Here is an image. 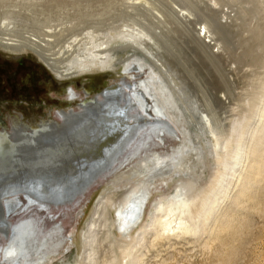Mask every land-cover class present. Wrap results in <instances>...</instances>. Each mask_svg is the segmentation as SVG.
Instances as JSON below:
<instances>
[{
  "label": "rangeland",
  "instance_id": "rangeland-1",
  "mask_svg": "<svg viewBox=\"0 0 264 264\" xmlns=\"http://www.w3.org/2000/svg\"><path fill=\"white\" fill-rule=\"evenodd\" d=\"M115 1L114 8L111 10L112 16L117 15L115 26H119L121 30L129 29L130 26L124 25H134L133 20H128V18L125 20L121 15L116 14V10L128 2L142 3V0ZM180 1V6L172 0H164V3H168L178 12L181 10L193 11L194 16H197H195L196 21L193 25L195 29H199L201 25L205 24L200 22L204 21L205 12L208 11L211 18L215 22L217 21L214 26L218 29L213 27V37L218 41H223L222 48L224 49L219 55H211L196 48L191 41L193 40L191 36L189 40L185 36V30L182 29L183 33L172 23L174 16L166 11L165 6L162 9H160V5H154V8L153 5L140 8L143 15L135 16L137 23L140 20L150 25L152 29L156 28L152 24L157 22L155 16H160L159 10L163 13L165 20L171 22L169 25L167 24L171 31L164 28V38H161L163 43L161 40L160 43L155 40L151 46L154 52L161 55L159 58L165 59L166 68H163L160 62L158 64L161 70L154 66L159 77L150 75L149 71L145 69L136 73L137 79L132 78L136 83H134L133 92L141 107H143L142 104H149L148 112L153 109L152 111L157 117L167 118L172 122L177 132V142H173V144L165 134H162V137L159 138V147L162 146L161 153H155L147 148L145 154L134 158L135 160L133 159L131 163L128 161L129 165L126 164L123 169L129 168V166L160 168L188 147L200 145V150L196 155H192L190 161L194 167L188 169L187 173L183 168L180 176L175 177L174 182L168 186L163 185L160 192L154 194L148 212L153 211L152 206L156 202L154 200H159L160 197L169 200L178 187H184L190 191L192 198L197 199L201 195L207 194V198L203 202L205 206L202 205L201 209L208 210L210 213L206 217L202 213V216H198L200 219L194 223V230L191 233L180 236L165 235L156 241L153 240V235L156 232L148 234L143 248L137 253V255L143 256V259L139 260L138 258L133 264H264V164L260 163L254 168L248 167L253 160L250 154L251 148L257 143L255 134H262L264 130L262 128L264 122L262 115L264 111V0H192L196 1L194 3L201 4H195L196 9L192 7L194 3H191V0L189 4L188 0ZM184 3L187 5L185 7L187 9L182 8V6H186ZM190 4L192 5L190 6ZM198 6L203 8H198ZM207 8H210L211 11ZM195 11L199 13H195ZM105 17L109 19L110 16ZM88 24H93L97 28L102 27L88 21L86 28L82 25L83 27L78 29L81 35L95 28H91ZM158 25L160 27L161 24ZM104 26L103 30L109 28ZM187 26L191 25L187 24ZM210 29L212 30L211 27ZM196 37L199 38V34ZM134 47L139 46L134 44ZM145 53L148 54V52ZM134 54L143 56L139 50L131 47L117 56L122 60V63L118 64L115 70L77 75L71 79L60 80L33 52H11L0 48V116L3 115L2 111L9 109L27 122L58 119L55 114L56 110L72 108L70 106L75 103L74 101L81 99L77 92L83 91L86 84H94L96 87L94 91L99 92L113 83L115 79L124 80L125 67L133 61L132 55ZM141 74L142 76H140ZM157 85L167 89L168 93L176 95V102L172 100L173 110L170 109L171 106L167 102L170 94H162ZM172 87H175L177 92L169 91ZM59 90H61L60 93ZM85 91L88 89L86 88ZM139 97H143L144 100ZM7 106L8 109H6ZM207 111L214 117V121L215 118L221 120L224 133L222 137L224 136L225 144L232 134L233 124L239 125L237 132H233V138L229 139L228 147L223 149L220 163L217 160V146L213 145L212 126L205 119ZM6 115L4 114L7 124L9 122H7ZM101 118L104 119L103 115L98 119L97 117L93 118L85 128L88 137L91 136L94 140L98 139L102 132L101 129L104 128L98 130L100 128L97 126L98 123L104 122ZM260 120L263 121L262 124L259 123ZM93 122L95 123L93 124ZM14 124H16L15 121ZM25 124L31 125V123ZM42 128H38V135L42 132L47 133L44 130L41 132ZM24 131L26 130L24 129ZM38 135L33 138L36 139ZM219 168L221 169L220 173L217 171ZM109 176L93 180L90 190H86L83 197L81 196L84 202L80 206L85 205L84 210L87 214L83 215V218L79 217L78 225L71 227L68 231L70 235L75 231L74 236L80 243L78 247L79 245L81 247L78 250L75 245L77 240L70 239L65 242L68 244V250L64 254L68 256L66 260H71L72 264H79L78 261L82 256L86 258V264L93 263L89 262L87 257L90 250L87 253L85 246L82 247L85 245L84 233L89 227L92 216L96 214L100 199L108 195V191L113 188L111 184L116 177L109 178L105 183ZM245 184L246 186L243 187ZM137 185L136 181L128 187L120 188L123 193L118 199L117 207L121 204H124L121 209L125 207L124 202L129 196V191L132 188L135 189ZM94 187L98 188L94 189L95 192L91 191V188ZM94 195L96 196L93 199ZM13 199L9 203V208L20 205V200L13 201ZM80 206L74 212L76 217L83 213ZM117 214L115 209L110 212V220L115 224ZM42 216L45 218L44 214ZM149 219L147 222L150 221ZM58 223L60 225L51 222L46 223L45 226L47 229L58 228V231L63 233L64 228H61L63 220ZM104 231L103 227L97 231V239H99L97 264H102L104 254L112 253L111 242L107 240L102 243ZM111 234L113 240L117 239V236L121 237L120 232L115 228H112ZM46 253H41V255ZM59 261L57 260L58 263ZM46 262L47 260H45ZM31 263L35 264L34 261L22 257L20 254L16 264Z\"/></svg>",
  "mask_w": 264,
  "mask_h": 264
},
{
  "label": "bare ground",
  "instance_id": "bare-ground-1",
  "mask_svg": "<svg viewBox=\"0 0 264 264\" xmlns=\"http://www.w3.org/2000/svg\"><path fill=\"white\" fill-rule=\"evenodd\" d=\"M114 1L115 0H0V48L11 52H33L60 80L71 79L77 75L101 73L111 69L115 70L117 65L122 63V60L120 58L118 59L117 56L124 51L131 49V47L135 48L139 50L143 56H140L139 54L132 55L133 61L128 63L125 67L126 70H124V80L115 79L114 83L116 84H110V87H118V83L124 82V85L130 83L132 86L129 85L128 87H125V90H127L128 93H133L132 99H134V101L136 100L135 102H138L133 92L136 83L132 78L137 79L136 73L142 72V70L145 69L149 71L150 75H156L159 77L154 66L159 68L158 63L160 62L162 67L166 68L167 62L164 61L165 59L162 60L159 58L161 55H158L156 51L154 52L151 46L154 44L155 40L157 43H160V40L162 42L161 38H164V28L170 30L168 25L171 23L165 20L163 13L159 10L158 12L160 13V16H155L157 22L152 24L156 28L152 29L150 25H147L140 20H138L137 23L135 16L143 15V11L140 9L141 7L153 5L154 8V5H160V9H162V7L165 6V9H167L166 11L174 16V22L172 23L175 24L177 29L180 28V31H182V29L183 31L185 30V36H187V38L191 36L193 39L191 40L192 43L195 44L196 48L201 49L203 52L211 55H219L224 49L222 48L223 41H218L213 37V27H216L214 25L217 21L215 22L211 18L208 11L205 12L206 18L204 21L200 22L205 24L203 26L201 25L199 29H195L193 25L196 21V15L194 16V13H192L193 11L181 10L178 12L168 3H164V0H142V3L128 2L126 5L124 4L125 6L122 5V8L117 9L116 14H119V16L121 15L125 20L127 18L128 20H133L132 23H135L136 25L126 24L124 26H130V28L121 30L119 29V26H115V18L117 15L114 17L111 14V10L114 8L113 3L116 2ZM172 1L179 6L181 5L179 4V2H181L180 0ZM196 1L191 0V3ZM187 2L189 4L190 0ZM215 3L217 4L219 2ZM162 4L164 5L162 6ZM195 4L201 5L200 3H194L192 7H196ZM191 5L192 4H190V6ZM185 7H187V5L182 6L183 9ZM199 7L201 8L202 6H198V8ZM210 8L207 9L211 11ZM196 12L198 11H195V13ZM205 14H203V17H205ZM105 16L110 17L107 19ZM88 21L93 22L95 25H100L99 27L106 25L109 28L107 27V30H103L102 27L97 28V26H94L93 24H88L91 28H95H93L92 31L81 35V33L78 32V29H81L83 26L86 28ZM158 24H161L162 26L160 25V27H158ZM187 24H190L191 26H187ZM197 34H199V38L196 37ZM134 44H137L139 47H134ZM145 52H148L149 55ZM123 61L125 60L123 59ZM159 70H161V68H159ZM140 76H142V74ZM157 86L162 94L166 95V93H168L167 89L162 88L160 85ZM84 88L86 90L85 86ZM95 89L96 88L92 89L93 93L89 92V90L86 91L88 92L87 96L81 94V92H77V95L81 99L78 101L75 100L74 102L76 104L72 108L63 111L59 110L58 112L56 111L55 114L58 119H43L41 122H37V124L28 125L18 118L19 116L17 113L15 114L17 117L12 116V114H10V116L8 115V118L12 117L11 124L13 127L7 129L8 127L6 128V125H0V139L2 138L3 141L0 150L5 153L9 148L6 142H10L9 139H11L15 141L13 143L16 145L14 147L16 157L25 158L27 155H31L33 150L37 151L38 147L40 149L44 140L53 133L55 135H60L61 139L59 143L68 144V147L73 146V143L71 142L74 136L79 137V140L85 145L90 144L92 146H97L99 137L97 136V140L96 138L95 140L92 139L91 136L88 137V132L85 128L93 118L97 117L98 119L102 117V115L104 119L101 118V120H104V122H99L97 125L98 128L100 127L98 130L104 127V130L101 129V133L106 131L109 127L115 126L118 122L121 126L120 128L123 129L122 132H119V138L122 137L124 140L128 137V134H131V130L134 133H137L136 136L133 135L134 137L127 142L130 145L125 152L114 158V164H112L110 168L105 169L104 167L99 166L96 174L93 175V180L100 177L103 179L110 175L105 180V183L113 176L116 178L113 182L111 181V187L113 186V188L108 191V195L100 199L96 214L92 216L89 227L84 233L85 245H82V247L85 246V252L87 251V253H89L90 250V253L87 256L89 262L97 264L99 260V239H97V231L100 227H103L105 231L103 233L104 236L102 237V243L107 240L108 242H111L112 253L108 252L103 255L102 264H133L138 258L139 260L143 259V256L137 255V253L143 248L148 234L156 232V234L153 235V240L156 241L159 238H163L165 235L175 234L180 236L182 234L191 233L194 230V223H197V220L200 219L198 216L203 215L206 217L207 214L210 213L208 210L204 211V209H201L202 205L205 206L203 202L206 200L207 194L201 195L197 199L192 198L189 193L190 191L184 187H178L169 200L163 197H160L159 200H154L156 202L152 206L153 211L148 212L149 207L153 202L151 200L154 194L160 192L163 185L168 186L171 182H174L175 177H177V175L180 176L183 168L186 169L185 173H187L188 169L194 167L190 161L193 157L192 155H196L197 151L200 150V145H192L188 147L160 168L129 166V168L123 169L126 164L129 165L128 161L131 163L134 158L145 154L147 148L155 151V153H161L162 146L159 147V138L162 137V134H165L170 142L176 143V129L172 122L167 118L157 117L152 111L153 109H150V112H148L149 104H142L143 107H141L139 102V107L142 109V112L134 111L133 108L130 110L131 114L134 116H142V119H146L145 124L138 127L134 120L129 119L128 121L125 116L122 117L121 111H119V113H114L111 111L112 108H103L105 102L104 98L107 97L106 104L110 102L108 99L115 100V95H113L112 98L108 97L110 94H116L115 92H108L105 94L104 92L106 91L103 89L99 92L94 91ZM104 89L106 90V87ZM169 91L177 92L175 87H172ZM168 94L170 95H168L167 102L171 106H169L170 109L173 110L174 107L172 105V100H175L176 102V95H172L171 93ZM253 99L255 100V98ZM71 109L73 112L74 110L78 112H75L74 115H69ZM145 112L147 114H144ZM262 115L264 116V111L262 112ZM205 119L207 123L212 126L211 132L214 136L213 145L217 146V160L220 163L222 161L223 149L228 147L229 139L231 140L233 138V132H237L239 125L237 123L233 124L231 128L232 134L230 135L228 142L225 144L223 140L224 136L222 137L224 133L222 130L223 126H221V120L215 118L216 120L214 121V117L208 111L205 114ZM247 119L249 120V118ZM14 121L16 124H14ZM48 121L49 123H46ZM262 122V120L259 121L261 124ZM94 123L95 122H93V124ZM161 123L170 124L172 130L166 125L158 126L157 128L156 124L161 125ZM39 127H43L41 132L44 130L47 131V133L42 132L38 135ZM262 128H264V122ZM24 129L26 131H24ZM94 132L96 133V131ZM90 133L91 131L89 134ZM36 135H38L37 138H33ZM255 137L257 138V143L251 148L250 154L253 157V160L250 165L248 164L249 168L257 167L260 163L264 164V130L262 131V134H255ZM119 150L120 149H117L116 151ZM113 155L117 154L114 153ZM111 163L112 159L108 160L107 165H110ZM88 164L89 163H84L83 166L89 167V165H92L91 169L96 168L95 166H97V163L94 162ZM83 170L84 174L82 175H85L88 171H86L87 169ZM220 170V168L217 170L218 173H220ZM212 178L214 179V177ZM215 178L218 181L216 176ZM136 181L138 185L135 189L132 188L129 191V196L126 202H124L125 207L121 209L124 204L117 207L118 199L123 193V191H120V188L128 187L130 184L136 183ZM91 182L87 184L89 187L86 190L90 189ZM245 186L246 184L243 187ZM82 188V190L72 191L73 194L72 192L70 194L67 193L68 197L66 201L61 200L60 203H57V201L45 202L42 206H45L46 204L55 205L51 206L50 210L47 211L45 209H43V211L39 206L37 207V205L32 203L27 206L26 197H23L21 194L2 198L4 209L8 212L7 216L8 218L13 219V221H10V226L7 228L6 223L5 226L3 225L0 228V264H16L18 258H20V254L22 257L34 261L35 264H57V260H61L59 261L60 264H72L71 260H66L68 256L64 254L65 251L68 250V244H65V242H68L70 239L73 241L77 240L74 236L75 231H73L71 235L68 231H70L71 227L78 225L77 223L80 222L79 219L87 214L84 210L85 205L80 206L84 202L81 196L83 197L84 195L83 191L85 190V187L83 186ZM94 189L98 188L94 187L92 190L94 191ZM59 190H61V192L58 196L61 194L62 197L64 196V192H68V189H64V187ZM95 196L96 195L93 196V199ZM11 199H13V201L20 200V205L18 207L15 205L14 207L9 208ZM78 206H80L83 213L78 214L76 217V213L74 212ZM112 209H115L118 213L116 224L110 220V212ZM147 212L149 213V222H147ZM43 214L45 215V218L42 216ZM74 218L75 221L72 223ZM60 220H63V227H61L64 228L63 233L58 231V228L47 229V226H45L46 223L49 224L51 222L60 225V223H58ZM112 228L118 229L121 237L118 238L117 236V239L113 240L111 234ZM6 230L9 231V236L3 234ZM78 244L80 243L77 240L75 245L78 247ZM80 247L81 246L79 245L78 250ZM44 252L47 253L42 256L41 253ZM85 259L86 258L82 256L78 261L79 264H86ZM45 260H47L46 263Z\"/></svg>",
  "mask_w": 264,
  "mask_h": 264
},
{
  "label": "water",
  "instance_id": "water-1",
  "mask_svg": "<svg viewBox=\"0 0 264 264\" xmlns=\"http://www.w3.org/2000/svg\"><path fill=\"white\" fill-rule=\"evenodd\" d=\"M129 85L132 86L130 83L124 85L123 82L118 83V87H110L111 85H107L109 88L106 86V90L104 87L103 90L106 91L104 92L105 94L108 92H115L116 94H110L108 96L109 98H112L113 95H115V100L108 99L110 102L107 104V97L104 98L105 102L103 108H112L111 111L114 113H119V111H121L122 117L125 116L128 121L129 119L134 120L136 122L135 124L139 127L145 124L146 119H142V116L138 117L131 114L130 110L132 108L134 111L136 110L138 112H142V109L139 107V103L132 99L133 93H128L127 90H125V87H128ZM89 87L92 89L95 88L92 83L89 84ZM140 99L144 100L143 97ZM75 112L78 111L74 110L73 112L71 109L69 115H74ZM118 124L119 122L115 126H111L101 133L97 146H92L90 144L85 145L79 140V137L74 136L71 142L73 143V146L68 147V144L59 143L61 139L60 135H55L53 133L44 140L40 149L38 147L37 151L33 150L31 155H27L25 158L16 157L14 148L16 145L13 143L15 141L9 139L10 142H6L9 146L8 150H6L5 153L0 150V228L3 225L5 226V223L7 224V228L10 226V221H13V219L8 218L7 216L8 212L4 209L2 198L21 194L23 197H26L27 206L32 203L37 205V207L39 206L40 209H45L47 211L50 210L51 206L55 205L46 204L45 206H42L45 202L57 201V203H60L61 200L66 201L68 197L67 193L70 194L74 190H82L83 186L85 187L83 192H85L89 187L87 184L93 180V175L96 174L99 166L104 167L105 169L110 168V166L114 164V158L125 152L130 145L127 142L137 134L131 130V134H128V137L124 140L122 137L119 138V132H122L123 129H121L120 124ZM162 125L169 126L168 128L172 130L170 124H156L157 128ZM2 143L3 141L1 138L0 146ZM117 149L120 150L116 151ZM114 153L117 155H113ZM110 159H112V163L107 165L108 160ZM90 162L97 163V166H95L96 168L91 169L92 165H89ZM84 163H89V167L83 166ZM83 169H87L86 171H88L85 175H82L84 174ZM62 187L68 189V192L63 193V197L61 194V196H58L61 192L59 189ZM8 230L4 231L3 234L9 236L10 233Z\"/></svg>",
  "mask_w": 264,
  "mask_h": 264
},
{
  "label": "flooded vegetation",
  "instance_id": "flooded-vegetation-1",
  "mask_svg": "<svg viewBox=\"0 0 264 264\" xmlns=\"http://www.w3.org/2000/svg\"><path fill=\"white\" fill-rule=\"evenodd\" d=\"M43 63H44V62H43ZM85 87H86L88 90L91 89V87H89V84H86ZM95 88H96V87H95ZM92 91H93L92 89L89 90V92H92ZM60 92H61V90H59V93H60ZM80 92H81V94H83V95H86V93H88V92L85 91V89H83V91H80ZM83 92H84V93H83ZM71 102H72V101H71ZM75 104H76V103H74V104H73L72 106H70V107L75 106ZM0 109H1V108H0ZM6 109H8V106H7ZM3 110H4V109H3ZM59 110H60V111H61V110L63 111V110H66V109H59ZM59 110H58V111H59ZM56 111H57V110H56ZM58 111H57V112H58ZM5 112H7V113H5ZM60 113H61V112H60ZM1 114H3V115H1V118H0V125H4V124H5V125H6V128L8 127L7 129L12 128V127H13L12 124H11V123H12V120H11L12 117H11V118H8V115L10 116V114H12V116L17 117V115H15L16 112H13L12 110H9V109H8V110H5L4 112L2 111ZM4 114H7V115H6V117H7V122H9L10 125H7V124H9V123H7V124L5 123L6 119H5V117H4ZM18 116H19V115H18ZM18 118H20V117H18ZM21 121H23V120L21 119ZM39 121H40V120H39ZM23 122H25V123H31V124H36L38 121H36V122H32V121H31V122H30V121H29V122H27V121H23ZM10 126H11V127H10ZM92 189H93V188H91V191H92ZM89 190H90V189H89ZM72 223H73V221H72Z\"/></svg>",
  "mask_w": 264,
  "mask_h": 264
}]
</instances>
